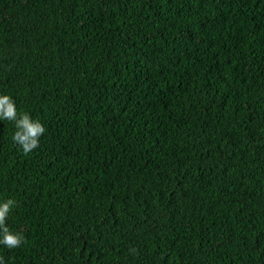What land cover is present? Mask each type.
<instances>
[{
    "label": "trees",
    "instance_id": "trees-1",
    "mask_svg": "<svg viewBox=\"0 0 264 264\" xmlns=\"http://www.w3.org/2000/svg\"><path fill=\"white\" fill-rule=\"evenodd\" d=\"M4 264H264V0H0Z\"/></svg>",
    "mask_w": 264,
    "mask_h": 264
},
{
    "label": "clouds",
    "instance_id": "clouds-1",
    "mask_svg": "<svg viewBox=\"0 0 264 264\" xmlns=\"http://www.w3.org/2000/svg\"><path fill=\"white\" fill-rule=\"evenodd\" d=\"M0 120L14 122L15 131L11 139L22 149L24 155L30 154L39 146L40 137L46 131L40 120L33 119L28 112H18L16 103L9 94H0ZM16 203L12 198L0 202V244L9 249L18 248L25 242L21 233L10 231L6 224ZM0 264H4L3 257H0Z\"/></svg>",
    "mask_w": 264,
    "mask_h": 264
}]
</instances>
